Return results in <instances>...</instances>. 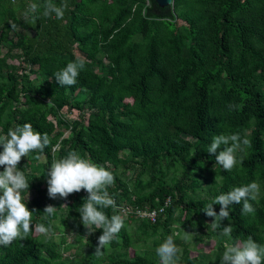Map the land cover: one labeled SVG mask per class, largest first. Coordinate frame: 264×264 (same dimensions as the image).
Masks as SVG:
<instances>
[{"label":"trees","instance_id":"trees-1","mask_svg":"<svg viewBox=\"0 0 264 264\" xmlns=\"http://www.w3.org/2000/svg\"><path fill=\"white\" fill-rule=\"evenodd\" d=\"M33 2L44 0H0V135L25 122L47 133L50 145L32 152L45 158L46 181L55 154L71 150L110 170L117 208L104 211L122 215L125 227L97 257L102 229L86 236L80 222L86 191L68 196L64 215L56 209L46 217L44 207L26 204L35 210L33 230L10 247L0 245V264H161L156 247L185 230L215 238L218 251L249 236L264 244V0H173L164 7L154 0L151 7L149 0H67L62 20L53 15L30 25L16 8L25 13ZM80 59L77 82L60 86L54 73ZM63 108L80 117L64 120ZM232 133L251 147L225 171L207 148L214 136ZM34 157L17 167H34ZM25 175L34 187L36 173ZM253 180L260 184L255 213L244 215L242 203L233 204L221 222L231 225V235L213 230L203 209ZM213 208L218 213L220 205ZM150 210L157 211L154 221L136 214ZM56 221L65 227L60 241L35 234L40 223L56 230ZM69 224L76 230L67 252ZM176 243L179 264H200L184 240Z\"/></svg>","mask_w":264,"mask_h":264},{"label":"clouds","instance_id":"clouds-1","mask_svg":"<svg viewBox=\"0 0 264 264\" xmlns=\"http://www.w3.org/2000/svg\"><path fill=\"white\" fill-rule=\"evenodd\" d=\"M43 8L42 12L38 9ZM148 7H151L149 0ZM68 8L67 0L60 4L54 0H44L43 5L30 3L23 15L27 24H35L41 17L62 20ZM13 29L18 26L13 23ZM83 59L69 62L66 67L54 73L55 80L60 86H72L77 82L80 71L84 68ZM229 107H233L230 105ZM51 143L47 133L37 131L29 122L17 125L4 135H0V245L10 247L13 242L27 239L32 230V218L35 210L26 206L29 196V180L24 171L17 167L22 157H27L30 152H43ZM219 150L218 149H221ZM251 147V140L241 137L239 133L220 134L213 137L207 151L214 155L215 161L223 170L232 171L242 163L243 157L237 153ZM47 195L51 199H67L70 194L78 193L82 189L87 192L84 203L79 207L80 222L87 230L86 236L96 229H102V234L97 239L95 254L103 255V249L117 237L125 227L124 217L113 214L109 217L104 209L117 208L115 198L109 193L108 188L115 182L114 174L102 165L88 158L81 157L75 150L55 160L46 170ZM260 184L253 180L242 186L233 187L230 191L222 192L207 204L203 213L212 218V229H222L223 236H230L232 227L221 226V222L228 219L233 204H241L244 215L254 214L256 209L253 202L258 203ZM220 205L217 213L213 205ZM56 207L51 204L44 207L46 217L55 213ZM36 233L45 238L52 234L51 225L40 223L35 226ZM196 232H173L155 249L161 264H179L182 248L176 243L179 237L184 241L193 239ZM220 264H264V244L256 242L251 236L225 246L220 257Z\"/></svg>","mask_w":264,"mask_h":264},{"label":"rangeland","instance_id":"rangeland-1","mask_svg":"<svg viewBox=\"0 0 264 264\" xmlns=\"http://www.w3.org/2000/svg\"><path fill=\"white\" fill-rule=\"evenodd\" d=\"M11 1L13 2V0H11ZM16 11L18 12L19 15L20 14L24 15V11L19 12L18 8H16ZM1 52L3 53L4 50L2 49ZM13 62L18 63L19 60L15 59V60H13ZM21 72H22V70L19 71V73H21ZM30 76H33V74H31ZM58 114L64 120H67V121H72V120L80 117V112L76 109L63 108L62 110H60V112ZM85 117H86V115H85ZM49 119H51L56 124V126H58V128H60V129L63 128V126L59 127V124L56 122V120L53 116H49ZM68 134H69V131L64 130V136L65 135L67 136ZM57 149H58V146H56V145L52 147V151H56ZM34 156L35 155L32 154V152H30L27 157H22L21 160L29 159L30 157H34ZM34 158H35L34 167H28L27 165H25V169L22 170V171H24V173L27 171H32V172L36 173L35 179H34L35 186L34 187L30 186L29 190H28L29 196H28V200H27V205H29V204L39 205V206H41V208L43 210V207L51 204L52 206L56 207L57 210L58 209L60 210L59 214L64 215L65 212L67 211V204L69 202H71V200L69 198H67L66 200L61 199V198H57V199L49 198V196L47 195V181L45 180V174H44V166L46 163L45 158L43 156L34 157ZM124 158L126 159V156ZM57 159H58V156L55 154L54 161ZM36 162H37V165H36ZM125 165H126V161L122 160V162L119 164V166L117 168L119 173L123 172ZM2 170H3V166H0V171H2ZM39 180H42V183L39 184L38 183ZM82 192H85V190H82ZM203 193L207 194V192H205V191ZM121 213H122V211H121ZM56 223H57V221H56ZM173 224L175 226L178 224L176 219L174 220ZM67 227L69 228L68 234L65 235L67 244H62V249L64 251L67 250V252H69V251L73 250V247L71 244L73 241L72 240V234H73V232H75L76 228L73 227L71 224H69V226H67ZM64 229H65V227L62 224L57 223V229L52 230L51 235H53V237L56 241H60V239L63 235ZM185 232H191V231L185 230ZM35 234H37L36 231H35ZM199 234H200V232H197V235L193 239H189L188 241H185L188 248L190 249V254L192 256H196V259L200 264H215L217 255L219 253H220V255H222L223 251L225 250V246L228 245V243H224V247H223L222 251H218V249L216 247L215 238H206L203 236H199ZM183 235H184V231H182L181 237ZM129 253H130V255L133 253L132 248L129 250Z\"/></svg>","mask_w":264,"mask_h":264},{"label":"built area","instance_id":"built-area-1","mask_svg":"<svg viewBox=\"0 0 264 264\" xmlns=\"http://www.w3.org/2000/svg\"><path fill=\"white\" fill-rule=\"evenodd\" d=\"M168 200H169V198H167L166 203L168 202ZM160 210H161V208H159V211H160ZM121 211L124 212L125 210L122 209ZM156 213H157L156 210H150V211H136V214H137L138 216H140V217L145 216V217L149 218V220H151V221H154V220L156 219Z\"/></svg>","mask_w":264,"mask_h":264},{"label":"water","instance_id":"water-1","mask_svg":"<svg viewBox=\"0 0 264 264\" xmlns=\"http://www.w3.org/2000/svg\"><path fill=\"white\" fill-rule=\"evenodd\" d=\"M154 1L160 7H164V6H167V5H171L173 3V0H154Z\"/></svg>","mask_w":264,"mask_h":264}]
</instances>
